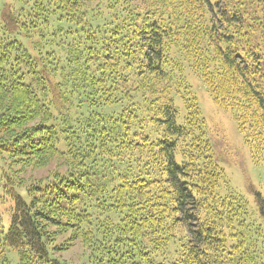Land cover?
Masks as SVG:
<instances>
[{"label": "trees", "instance_id": "16d2710c", "mask_svg": "<svg viewBox=\"0 0 264 264\" xmlns=\"http://www.w3.org/2000/svg\"><path fill=\"white\" fill-rule=\"evenodd\" d=\"M187 70L264 159V0L0 5V264H264V193L231 188Z\"/></svg>", "mask_w": 264, "mask_h": 264}, {"label": "rangeland", "instance_id": "374dc122", "mask_svg": "<svg viewBox=\"0 0 264 264\" xmlns=\"http://www.w3.org/2000/svg\"><path fill=\"white\" fill-rule=\"evenodd\" d=\"M27 1L30 0H0V5H9L17 10ZM184 76L197 99L218 165L223 169L231 188L252 205L253 192L264 193V159H259L258 163L254 162L231 112L219 108L213 103L204 85L194 74L187 70ZM174 105L181 113L182 104L178 97L174 98ZM14 171L16 168L10 166L9 159L6 156H0V230L3 231H6L10 224L14 205L13 200L5 196L3 184L7 176L12 177ZM47 172V169L28 170L19 176L24 183H27L30 178H41ZM18 193L23 195V190H18ZM84 253L81 245L75 243L70 249L56 255L55 258L61 261L65 260L69 264H79L84 258Z\"/></svg>", "mask_w": 264, "mask_h": 264}]
</instances>
